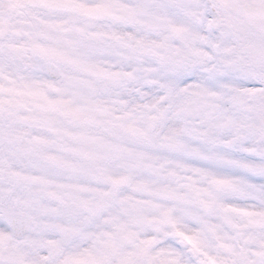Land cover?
Returning a JSON list of instances; mask_svg holds the SVG:
<instances>
[{"label": "snow or ice", "instance_id": "snow-or-ice-1", "mask_svg": "<svg viewBox=\"0 0 264 264\" xmlns=\"http://www.w3.org/2000/svg\"><path fill=\"white\" fill-rule=\"evenodd\" d=\"M0 264H264V0H0Z\"/></svg>", "mask_w": 264, "mask_h": 264}]
</instances>
